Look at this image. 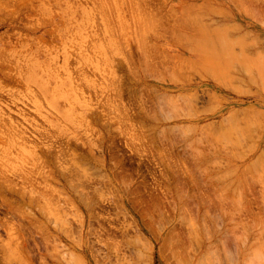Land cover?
I'll list each match as a JSON object with an SVG mask.
<instances>
[{"label":"rangeland","instance_id":"374dc122","mask_svg":"<svg viewBox=\"0 0 264 264\" xmlns=\"http://www.w3.org/2000/svg\"><path fill=\"white\" fill-rule=\"evenodd\" d=\"M132 1L0 0V264L264 263V0Z\"/></svg>","mask_w":264,"mask_h":264},{"label":"bare ground","instance_id":"6f19581e","mask_svg":"<svg viewBox=\"0 0 264 264\" xmlns=\"http://www.w3.org/2000/svg\"><path fill=\"white\" fill-rule=\"evenodd\" d=\"M132 1V0H131ZM144 1V0H143ZM258 1V0H257ZM133 2V1H132ZM250 3V2H249ZM132 4V3H131ZM140 4V3H139ZM100 5V4H99ZM110 5V4H109ZM147 5V4H146ZM110 7V6H109ZM121 7V6H120ZM119 7V8H120ZM143 8V7H142ZM137 9V8H136ZM146 9H147V7H146ZM112 11V10H111ZM118 11V10H117ZM132 11V10H131ZM137 11V10H136ZM173 11V10H172ZM141 12H143V11H141ZM140 13V12H139ZM173 13V12H172ZM175 13V12H174ZM120 14V13H119ZM143 14V13H142ZM150 14V13H149ZM124 15V14H123ZM134 15V14H133ZM119 16V15H118ZM116 20V19H115ZM121 20V19H120ZM166 21V20H165ZM110 22H112V21H110ZM116 22V21H115ZM135 22V21H134ZM148 22V21H147ZM159 23V22H158ZM107 24V23H106ZM119 24V23H118ZM132 24V23H131ZM186 24V23H185ZM109 25V24H108ZM164 26V25H163ZM189 26V25H188ZM115 27V26H114ZM118 27H119V25H118ZM137 28V27H136ZM133 29V28H132ZM108 30V29H107ZM126 30V29H125ZM128 30V29H127ZM131 31V30H130ZM171 32V31H170ZM108 35H110V34H108ZM138 35V34H137ZM119 39V38H118ZM116 41V40H115ZM83 42V41H82ZM140 42V41H139ZM123 43V42H122ZM146 45V44H145ZM145 47V46H144ZM150 47H151V45H150ZM145 48H147V47H145ZM188 48V47H187ZM206 49V48H205ZM159 50V49H158ZM190 50V49H189ZM95 51V50H94ZM143 51V50H142ZM150 51V50H149ZM153 51H154V49H153ZM90 52H92V51H90ZM147 53V52H146ZM153 55H154V53H153ZM149 56V55H148ZM147 57V56H146ZM160 58V57H159ZM105 59V58H104ZM149 60V59H148ZM157 60V59H156ZM94 61V60H93ZM164 61V60H163ZM146 62H148L147 60H146ZM152 62V61H151ZM162 65V64H161ZM164 66V65H163ZM162 67V66H161ZM133 68V67H132ZM156 68V67H155ZM163 68V67H162ZM81 69V68H80ZM163 70V69H162ZM152 73V72H151ZM132 74V73H131ZM15 75V74H14ZM88 75V74H87ZM161 75V74H160ZM183 77H184V75H183ZM157 78V77H156ZM186 78V77H185ZM110 79V78H109ZM114 80V79H113ZM120 80V79H119ZM159 80V79H158ZM171 80V79H170ZM74 81V80H73ZM116 87V86H115ZM149 92V91H148ZM114 96V95H113ZM141 96V95H140ZM111 97V96H110ZM119 98V97H118ZM181 98V97H180ZM116 99V98H115ZM121 99V98H120ZM170 100V99H169ZM189 100V99H188ZM158 102V101H157ZM189 102V101H188ZM191 102V101H190ZM108 103V102H107ZM163 103V102H162ZM165 103V102H164ZM164 103L162 104V105H164ZM161 105V104H160ZM190 105V104H189ZM39 106V105H38ZM124 106V105H123ZM186 106V105H185ZM44 107V106H43ZM113 107H115V106H113ZM177 107V106H176ZM172 109V108H171ZM177 109H178V107H177ZM127 110V109H126ZM164 111V110H163ZM174 111V110H173ZM176 111V110H175ZM184 111V110H183ZM191 111V110H190ZM160 112V111H159ZM172 112V111H171ZM54 113V112H53ZM117 113V112H116ZM121 113V112H120ZM185 113V112H184ZM195 113V112H194ZM255 113V112H254ZM175 114H176V112H175ZM257 114V113H256ZM55 115V114H54ZM75 115V114H74ZM258 115V114H257ZM84 116V115H83ZM124 116V115H123ZM155 118V117H154ZM58 119V118H57ZM76 119H78V118H76ZM4 120V119H3ZM16 122V121H15ZM14 122V124H16ZM76 122V121H75ZM126 122H128V121H126ZM160 122V121H159ZM5 125V124H4ZM84 125V124H83ZM14 126V125H13ZM18 126V125H17ZM227 126V125H226ZM19 127V126H18ZM225 127V126H224ZM93 128V127H92ZM88 129V128H87ZM57 130V129H56ZM96 131V130H95ZM15 132V131H14ZM18 133V132H17ZM176 133V132H175ZM12 134V133H11ZM171 134V133H170ZM183 134V133H182ZM169 135V134H168ZM20 135H18V137H19ZM24 136V135H23ZM185 136V135H184ZM12 137V136H11ZM181 137V136H180ZM241 137V136H240ZM20 138V137H19ZM143 138V137H142ZM176 138V137H175ZM208 138V137H207ZM14 139H16V135H15V138ZM13 139V140H14ZM227 139V138H226ZM225 139V140H226ZM12 140V139H11ZM25 140H26V138H25ZM33 140V139H32ZM31 140V141H32ZM203 140V139H202ZM30 141V140H29ZM161 141V140H160ZM168 141V140H167ZM173 141H174V139H173ZM204 141V140H203ZM213 141V140H212ZM9 142V141H8ZM33 142H35V141H33ZM52 142V141H51ZM219 142V141H218ZM36 143V142H35ZM53 143V142H52ZM167 143V142H166ZM27 144V143H26ZM32 144V143H31ZM216 144V143H215ZM218 144V143H217ZM220 144V143H219ZM34 145V144H33ZM26 147H28V146H26ZM220 147V146H219ZM49 148V147H48ZM20 149V148H19ZM213 149V148H212ZM65 150H66V148H65ZM89 150V149H88ZM91 150V149H90ZM61 151V150H60ZM66 151H68V150H66ZM196 151V150H195ZM194 151V152H195ZM19 152V151H18ZM62 152V151H61ZM47 153V152H46ZM68 154V153H67ZM60 155V154H59ZM1 156V155H0ZM70 156V155H69ZM23 157V156H22ZM9 160H10V158H9ZM7 161V160H6ZM35 162V161H34ZM13 163V162H12ZM15 163V162H14ZM27 163V162H26ZM70 164V163H69ZM16 165V164H15ZM19 165H21V164H19ZM39 166V165H38ZM76 168V167H75ZM3 169V168H2ZM8 169V168H7ZM25 169V168H24ZM43 169V168H42ZM21 170V169H20ZM30 170V169H29ZM41 170V169H40ZM17 171V170H16ZM31 171V170H30ZM33 172V171H32ZM37 173V172H36ZM35 173V174H36ZM28 174V173H27ZM79 174V173H78ZM0 175H2V174H0ZM20 175V174H19ZM40 175V174H39ZM249 175V174H248ZM9 176H11V175H9ZM85 176V175H84ZM103 176V175H102ZM258 176V175H257ZM0 177H2V176H0ZM12 177V176H11ZM95 177V176H94ZM24 179V178H23ZM257 179V178H256ZM72 180V179H71ZM243 180V179H242ZM245 180V179H244ZM19 181H21V180H19ZM25 181V180H24ZM42 181V180H41ZM47 182V181H46ZM121 182V181H120ZM256 182V181H255ZM21 183V182H20ZM26 183V182H25ZM35 183V182H34ZM60 183V182H59ZM253 183V182H252ZM251 183V184H252ZM8 184V183H7ZM254 184V183H253ZM24 185V184H23ZM38 185H39V183H38ZM224 186V185H223ZM50 188H52V187H50ZM242 189V188H241ZM25 190V189H24ZM41 190V189H40ZM33 191H35V190H33ZM46 191V190H45ZM221 191V190H220ZM40 192V191H39ZM46 193V192H45ZM41 194H44V193H41ZM39 196H40V194H39ZM54 196H55V194H54ZM53 196V197H54ZM30 197V196H29ZM42 197H43V195H42ZM45 197H46V195H45ZM45 197H43V198H45ZM41 198V197H40ZM58 198V197H57ZM60 198H61V196H60ZM46 199V198H45ZM52 200V199H51ZM63 200V199H62ZM67 200V199H66ZM232 200V199H231ZM6 201V200H5ZM32 201V200H31ZM42 202V201H41ZM56 202V201H55ZM65 202V201H64ZM71 203H72V201H70ZM69 202V203H70ZM241 202V201H240ZM6 203V202H5ZM30 203V202H29ZM88 203V202H87ZM49 204V203H48ZM243 206H244V204H243ZM9 207V206H8ZM59 207V206H58ZM72 207H74V206H72ZM236 207V206H235ZM239 208H240V206H239ZM243 208V207H242ZM29 212V211H28ZM27 212V213H28ZM42 212H43V208H42ZM49 212V211H48ZM18 213V212H17ZM25 213V212H24ZM61 213V212H60ZM19 215V214H18ZM258 219V218H257ZM189 221V220H188ZM6 222V221H5ZM4 223V222H3ZM10 223H12V222H10ZM66 224V223H65ZM39 225V224H38ZM30 226V225H29ZM40 228V227H39ZM192 229V228H191ZM12 230V229H11ZM205 230H206V228H205ZM204 231V230H203ZM19 232V231H18ZM195 232V231H194ZM21 236V235H20ZM190 237H191V235H190ZM193 237V236H192ZM243 237V236H242ZM20 239V238H19ZM245 239V238H244ZM194 240V239H193ZM246 240V239H245ZM198 242V241H197ZM197 244V243H196ZM170 245V244H169ZM175 245V244H174ZM198 245V244H197ZM4 246V245H3ZM2 247V246H1ZM0 247V248H1ZM227 247V246H226ZM172 248V247H171ZM178 248V247H177ZM241 250V249H240ZM215 252V251H214ZM231 252V251H230ZM256 252H257V250H256ZM260 253V252H259ZM227 255V254H226ZM238 255V254H237ZM232 256H233V254H232ZM255 256V255H254ZM10 257V256H9ZM203 258V257H202ZM13 259V258H12ZM43 260V259H42ZM217 260H218V258H217ZM210 261V260H209ZM44 262V261H43ZM218 262H219V260H218ZM220 262H221V260H220ZM245 262V261H244ZM254 262V261H253ZM42 263V262H41ZM17 264V263H16ZM233 264V263H232ZM253 264V263H252ZM264 264V263H263Z\"/></svg>","mask_w":264,"mask_h":264}]
</instances>
